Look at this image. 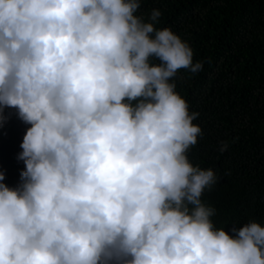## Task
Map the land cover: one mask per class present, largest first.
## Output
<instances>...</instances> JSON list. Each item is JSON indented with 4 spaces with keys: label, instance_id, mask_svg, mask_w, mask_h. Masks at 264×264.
I'll use <instances>...</instances> for the list:
<instances>
[{
    "label": "clouds",
    "instance_id": "9594fccd",
    "mask_svg": "<svg viewBox=\"0 0 264 264\" xmlns=\"http://www.w3.org/2000/svg\"><path fill=\"white\" fill-rule=\"evenodd\" d=\"M140 7L0 0V127L31 124L21 184L0 171V264H264V226L215 227L218 177L187 156L199 113L172 78L203 62Z\"/></svg>",
    "mask_w": 264,
    "mask_h": 264
},
{
    "label": "trees",
    "instance_id": "16d2710c",
    "mask_svg": "<svg viewBox=\"0 0 264 264\" xmlns=\"http://www.w3.org/2000/svg\"><path fill=\"white\" fill-rule=\"evenodd\" d=\"M153 9L161 11L155 27H170L193 49V63L203 62L198 73L181 69L172 79L189 112L199 113L193 123L202 132L187 156L218 177L201 197L215 209L210 219L229 231L253 221L264 226V0H141L136 14L147 22ZM4 114L0 171L3 183L16 188L31 124L15 108ZM224 141L229 147L221 152Z\"/></svg>",
    "mask_w": 264,
    "mask_h": 264
}]
</instances>
